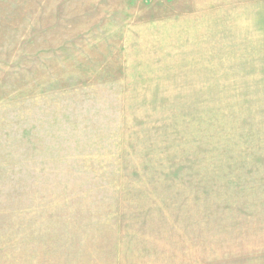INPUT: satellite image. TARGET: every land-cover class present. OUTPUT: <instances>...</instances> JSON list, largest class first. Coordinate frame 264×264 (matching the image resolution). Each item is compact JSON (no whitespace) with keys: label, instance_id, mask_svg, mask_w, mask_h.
<instances>
[{"label":"rangeland","instance_id":"obj_1","mask_svg":"<svg viewBox=\"0 0 264 264\" xmlns=\"http://www.w3.org/2000/svg\"><path fill=\"white\" fill-rule=\"evenodd\" d=\"M0 264H264V0H0Z\"/></svg>","mask_w":264,"mask_h":264}]
</instances>
